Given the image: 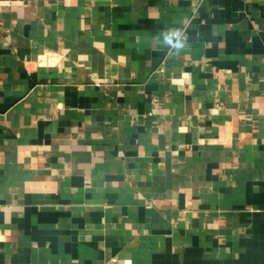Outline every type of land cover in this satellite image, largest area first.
Masks as SVG:
<instances>
[{"label": "crops", "instance_id": "crops-1", "mask_svg": "<svg viewBox=\"0 0 264 264\" xmlns=\"http://www.w3.org/2000/svg\"><path fill=\"white\" fill-rule=\"evenodd\" d=\"M0 264H264V0H0Z\"/></svg>", "mask_w": 264, "mask_h": 264}, {"label": "clouds", "instance_id": "clouds-1", "mask_svg": "<svg viewBox=\"0 0 264 264\" xmlns=\"http://www.w3.org/2000/svg\"><path fill=\"white\" fill-rule=\"evenodd\" d=\"M163 37V44L169 51L175 50L177 55L188 45V36L180 27L167 28L163 32Z\"/></svg>", "mask_w": 264, "mask_h": 264}]
</instances>
